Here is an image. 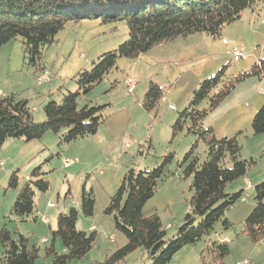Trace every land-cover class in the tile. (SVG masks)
<instances>
[{"label": "rangeland", "instance_id": "obj_1", "mask_svg": "<svg viewBox=\"0 0 264 264\" xmlns=\"http://www.w3.org/2000/svg\"><path fill=\"white\" fill-rule=\"evenodd\" d=\"M244 18L245 16L227 26L223 32L225 38L222 36L223 39L217 41L207 35L180 38L178 41L190 42L183 46L176 43V53L162 50L165 46L135 60L120 59L106 79L87 96L86 103L106 106L103 111L106 120L96 136L63 146H59V141L66 131L59 135L50 132L41 142L8 140L0 154V229L6 226L15 238L18 233L26 236L30 248L38 246L41 249L37 264H52L51 260L45 258V249L52 241L51 230L56 228L59 214H67L71 208H76L79 213L77 229L90 234L93 231L91 227L95 226L94 231L99 234L97 246L76 264L103 262L127 243L126 237L115 230L112 217L105 214L124 175L129 169L136 172L152 170L161 164L165 156L173 154L174 160L167 167L172 176L147 203L144 215L157 214L167 231L166 239L175 236L185 222L192 195V179L184 178L179 163L196 143L197 137L188 134L186 130L174 135L172 126L204 79L214 76L223 67L228 68L227 76L233 79L241 74L238 70L244 62L250 59L249 62L255 61L256 64L264 55V25L261 28L260 20L257 21L258 33L254 34L251 26L241 28L242 21L248 24L250 22ZM229 27L234 30L227 32ZM233 31L241 33L239 40H227ZM203 39L208 44H204ZM127 40L128 27L124 22L102 24L100 21L85 20L79 24L68 23L44 55L41 64L49 73L50 79L39 86L37 79L40 75H36V68L25 61L23 43L18 38L0 49V90L31 100L30 107L36 108L35 120L42 121L45 119L43 107L47 102L54 100L60 103L69 92H75L78 88L76 75L81 71L91 70L100 56L116 50ZM234 47L243 53L242 58L232 54ZM128 80L136 82V91L129 89ZM151 81L166 90V99L157 112L150 113L143 108L139 99L148 92ZM257 86L256 96L251 97L254 106L256 100L264 102V94L260 92L264 85L258 83ZM248 92L236 88L231 94L236 96L231 98L233 96L230 95L220 106L224 108H219L218 112L215 110L214 116L211 113V119L218 117L229 106L237 105L239 96H251L254 90ZM86 103L84 100L80 101L82 105ZM171 105L175 106L174 111L170 108ZM206 107L207 104L204 103L201 109ZM208 124L209 122H204L205 127ZM222 124L220 123V127H228ZM220 132L217 138L236 135L227 129ZM257 137H262L264 141V136ZM239 140L243 147L241 158L256 161L248 176L255 177L264 173V143L256 139L251 126L248 133L244 130ZM35 145H39V148ZM207 153L206 145L199 142L196 156L201 163L207 159ZM28 155L29 158L26 157ZM50 156L52 159L45 164ZM17 160L19 163L13 169ZM66 161L70 165H66ZM41 164H44L45 179L50 182L51 188L47 194H38L36 197L37 213L27 218L26 222H21L11 215L17 191L8 187L9 178L12 172L19 170L21 187L25 178ZM230 166L229 164L228 167ZM237 183L230 185L227 192H231ZM84 187L87 191H93L96 199L91 218H86L81 210ZM254 195V190L250 191L244 202L241 200L235 205L231 215L234 219L233 226L225 229L222 222H218L196 245L178 252L171 264H215L212 245L223 242H229L230 246V254L223 264H237L246 259H252L254 264H264V239L255 243L243 233V223L253 210L252 208L249 212L246 208L255 204ZM35 217L38 218L37 223ZM42 218H47L49 224H43ZM44 238L47 239L46 243L42 242ZM55 249L58 253H63L60 240L55 243ZM2 251L0 246V256ZM120 264H150V260L145 257L144 252L138 250Z\"/></svg>", "mask_w": 264, "mask_h": 264}, {"label": "trees", "instance_id": "obj_2", "mask_svg": "<svg viewBox=\"0 0 264 264\" xmlns=\"http://www.w3.org/2000/svg\"><path fill=\"white\" fill-rule=\"evenodd\" d=\"M262 2L264 0H0V49L20 38L25 61L36 68V75L40 76L47 71L41 64L47 49L68 23L124 22L128 27L127 41L100 56L91 70L76 75L75 92H69L60 103L51 100L45 104L44 120H35L31 100L18 94L0 96V154L8 140L30 143L42 140L50 132L59 135L66 131L60 136L59 146L96 136L105 123L106 106L86 103L87 96L106 79L120 59H138L180 38L207 35L213 41L220 40L227 26L241 20L245 10ZM227 71L228 68L223 67L214 76L204 79L172 126L174 135L186 130L197 137L179 163L184 178L192 179L189 212L184 224L167 240L160 217L144 215L147 203L172 176L167 167L174 155L165 156L152 170L129 169L105 210V214L112 217L115 230L126 237L127 243L96 264H120L138 250L144 252L150 264H171L178 252L196 245L218 222H222L225 229L233 226L226 215L246 195L244 190L229 193L227 188L246 178L256 161L241 158L243 147L239 138L243 132L217 138L213 128L204 126V120L240 84L250 79L264 80V55L250 70L233 79L228 78ZM164 98L166 90L151 81L141 103L147 112H157ZM81 100L86 104H80ZM204 103L207 107L201 109ZM251 129L254 136H264V102L253 117ZM199 142L208 149L207 159L202 163L196 156ZM51 159L52 156L47 158L45 164ZM43 166L34 168L21 187L19 170L12 172L9 178L8 187L17 191L11 215L21 222L37 213L36 197L47 194L51 188ZM254 192L255 205L243 223V233L258 243L264 239V180L255 186ZM95 204L94 192L84 187L81 210L86 218L93 217ZM78 216L76 208L58 215L56 228L51 230V244L45 249V258L52 264H76L97 246L98 232L79 231ZM34 219L37 223L38 218ZM57 240L62 242L64 253L56 251ZM0 246L3 250L0 264H37L40 259L38 246L30 248L26 236L18 233L15 238L6 226L0 229ZM211 252L215 255L213 262L223 264L230 254L229 242L214 243Z\"/></svg>", "mask_w": 264, "mask_h": 264}, {"label": "crops", "instance_id": "obj_3", "mask_svg": "<svg viewBox=\"0 0 264 264\" xmlns=\"http://www.w3.org/2000/svg\"><path fill=\"white\" fill-rule=\"evenodd\" d=\"M243 16H245L244 20L248 19V20H250V22L248 24V23H244L242 21L241 22L242 25H240L241 28H243L245 26H251L252 27V31L254 32V34L255 33H258L259 26L256 27L257 21L260 20L261 28L264 25V22H263V19H264V2L258 3L253 8H250V9L245 10L243 12V14H242V18L241 19H243ZM254 22H255V26H253V23ZM253 28H254V30H253ZM229 30H230V27L226 31L229 32ZM231 30H234V29L232 28ZM241 36H242L241 33H236L235 31H233V32H231L229 34V37L227 38V40H231L232 38H236V39L239 40V38ZM223 38H225V37L223 36ZM189 42L190 41H178L177 40L176 42L172 43L174 45L170 44L171 47H167L166 46L162 50H168L169 53L170 52L171 53H174L175 52V44L176 43L178 45L183 46V45L188 44ZM202 42H204V44H208L207 43L208 41H205L204 39H203ZM233 49H238V48L237 47H234ZM260 59H261V57L259 58V60ZM249 60L246 61V62H244L241 65V68H239V70H238L239 73L246 72V71H248V70L251 69V66L254 64L255 61L254 62H252V61L249 62ZM131 83L134 84L133 87L130 86ZM258 83H260V85H264V80L259 81L257 79H250V80L246 81L245 83H242L241 85H239L237 87V89L239 88L240 90H247V91H249L248 93H251V89H252V90H254V92L251 93V96H249L250 94H243V95L239 96L238 101H237L238 104L237 105H232L231 107L229 106V108L228 109L226 108L225 111L222 114L218 115V117H216L214 119H211V118H213L211 116L212 114L214 116V113L215 112H218L220 110L219 108H224V107H219L214 113L210 114L206 118V120L204 122L205 123L206 122L207 123L209 122L208 127L213 128L216 136L218 135V133H221L220 131H222L224 129H227L230 132L232 131L233 135L234 134H238L240 132H244V130H246V132L248 133V128H249V126H251V123H252V120H253V117H254L255 113L259 110V108L263 104V102H257V100H256V102H254V103H256L255 104L256 106H254L253 105V99L251 100V97L252 96H256L255 95V92H256V89L258 88V86H257ZM127 85L129 87V89L130 90H133V91H136V88L138 87V85H136V82L133 81V80H128V84ZM0 91H2V90H0ZM260 91H264V89H261L260 88ZM5 95H7V94L5 93ZM231 96H233V97H231ZM231 96H230L231 98H234V96H236V95H231ZM143 98H144V96H142L139 99V101L142 102ZM165 99L166 98H164V100ZM171 106H174V105H171ZM33 110H34V112H36V108H33ZM174 110H175V106H174L173 111ZM242 111H244V113H242ZM238 118H239V120H238ZM220 123L221 124L224 123L228 127H225V126H221L220 127ZM218 128H219V130H218ZM258 138H260V139H258ZM261 138L262 137H256V139L259 140V142H263L264 143L263 139H261ZM36 142H41V140L40 141H36ZM12 144H19V143H12ZM35 146H36V148L37 147L39 148V145H35ZM2 155H3V153H2ZM26 157L29 158L30 155H28ZM15 162H16V164L14 163L13 166H12V167H14L13 169H15V167H16L15 165H18L17 163H19L18 160L15 161ZM27 178H28V176H27ZM263 180H264V173H262L260 175H257L255 177L247 176L246 178L238 181L237 185H234V187L232 188L231 192H229V193H236V192H239L241 190H244L245 191V195H246L245 197H247L248 193L250 191L254 190L255 186L257 184H259L260 182H262ZM244 198L242 199V202L245 201ZM254 205L255 204L248 205L249 207L246 208V211H249L250 212L252 210V208H254ZM234 207L226 215V218L228 219V221L231 224H233V221H234L233 216H231L232 215V212H234V210H235ZM43 219L44 218H42V223L43 224H49L47 218H45V219H47V222H43ZM91 229L94 231L96 229V227L95 226H92ZM42 242L43 243H46L47 242V239L46 238L42 239ZM64 252H65V250L63 249V253Z\"/></svg>", "mask_w": 264, "mask_h": 264}, {"label": "built area", "instance_id": "obj_4", "mask_svg": "<svg viewBox=\"0 0 264 264\" xmlns=\"http://www.w3.org/2000/svg\"><path fill=\"white\" fill-rule=\"evenodd\" d=\"M232 54L237 57V58H242L244 55L242 52H240L238 49H234ZM50 79V75L48 72H45L43 73L38 79H37V85H42L44 82L48 81ZM131 87L134 86L133 83L130 84ZM262 94H264V91H260ZM0 96L1 97H4L5 96V93L0 91ZM172 110L174 109V106H171L170 107ZM66 165H70V162L69 161H66ZM43 222H47V219H43ZM237 264H254L252 259H246L242 262H239Z\"/></svg>", "mask_w": 264, "mask_h": 264}]
</instances>
